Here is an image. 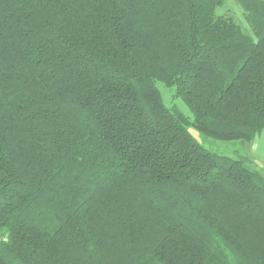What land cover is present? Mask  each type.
<instances>
[{"label": "trees", "instance_id": "16d2710c", "mask_svg": "<svg viewBox=\"0 0 264 264\" xmlns=\"http://www.w3.org/2000/svg\"><path fill=\"white\" fill-rule=\"evenodd\" d=\"M0 0V264H264V0ZM158 83L192 117L168 106Z\"/></svg>", "mask_w": 264, "mask_h": 264}, {"label": "rangeland", "instance_id": "374dc122", "mask_svg": "<svg viewBox=\"0 0 264 264\" xmlns=\"http://www.w3.org/2000/svg\"><path fill=\"white\" fill-rule=\"evenodd\" d=\"M218 14L232 16L247 32L251 33L243 9L237 0H226L224 6L218 9ZM158 86L162 91L164 102L168 106L176 105L185 115L192 117L184 102L181 99L173 98L171 89L162 83H158ZM190 131L198 142L209 150L232 158L247 157L248 164L264 176V130L250 142L214 140L203 136L194 127H190Z\"/></svg>", "mask_w": 264, "mask_h": 264}]
</instances>
